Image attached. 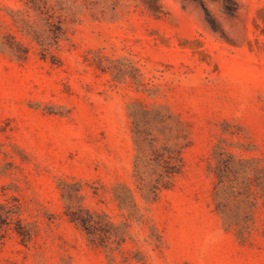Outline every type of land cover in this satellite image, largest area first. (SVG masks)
<instances>
[{
    "label": "rangeland",
    "instance_id": "374dc122",
    "mask_svg": "<svg viewBox=\"0 0 264 264\" xmlns=\"http://www.w3.org/2000/svg\"><path fill=\"white\" fill-rule=\"evenodd\" d=\"M0 264H264V0H0Z\"/></svg>",
    "mask_w": 264,
    "mask_h": 264
},
{
    "label": "trees",
    "instance_id": "16d2710c",
    "mask_svg": "<svg viewBox=\"0 0 264 264\" xmlns=\"http://www.w3.org/2000/svg\"><path fill=\"white\" fill-rule=\"evenodd\" d=\"M88 213H89V211H88ZM71 219H72L73 221H76V222L82 224L85 228H87V227H86V224H87V222H88L87 219H85V218H83V217H77V216L74 215V214L71 215Z\"/></svg>",
    "mask_w": 264,
    "mask_h": 264
}]
</instances>
